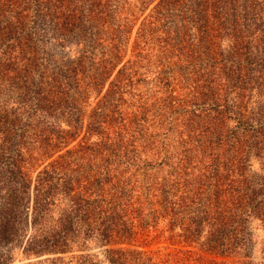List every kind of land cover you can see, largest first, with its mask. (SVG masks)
<instances>
[{"label": "rangeland", "instance_id": "1", "mask_svg": "<svg viewBox=\"0 0 264 264\" xmlns=\"http://www.w3.org/2000/svg\"><path fill=\"white\" fill-rule=\"evenodd\" d=\"M217 1L0 0V264H264V0Z\"/></svg>", "mask_w": 264, "mask_h": 264}, {"label": "trees", "instance_id": "2", "mask_svg": "<svg viewBox=\"0 0 264 264\" xmlns=\"http://www.w3.org/2000/svg\"><path fill=\"white\" fill-rule=\"evenodd\" d=\"M217 0H201L200 4L203 6L205 12L202 14L197 15H182L178 16V22L180 23V29H183L184 27H187L188 25L196 26L200 29L202 33H205L208 35V31L215 28L218 24L222 25V21L220 17L215 15L218 5ZM213 9L212 12H207V10ZM212 13V14H211ZM217 23H216V21ZM206 31V32H204ZM84 180V181H83ZM63 191L64 193H71L70 195V207L74 209H80L88 206L95 205V203H112L114 201V194L109 193V191L105 192V188L100 184H92L91 179L88 178H80V180L77 181V183H73V181L69 180L65 182L63 185ZM79 187V188H77ZM246 205L247 203L241 202L238 200V204L235 207L234 212H239L242 208V206ZM40 200L35 197L34 203H33V219H37V217L42 213V209L39 206ZM61 220H68L66 217L60 218ZM67 222V221H66ZM112 230L111 229H105L104 230V237L108 238L110 237ZM28 245L26 247L27 250H31V252L34 253H41L44 251H56L60 247H58V243L56 241H47V240H35L33 237L29 238ZM109 251H120V248L117 249H110Z\"/></svg>", "mask_w": 264, "mask_h": 264}]
</instances>
